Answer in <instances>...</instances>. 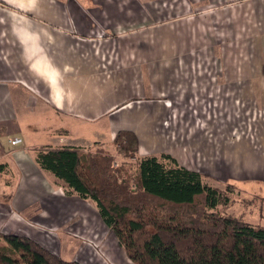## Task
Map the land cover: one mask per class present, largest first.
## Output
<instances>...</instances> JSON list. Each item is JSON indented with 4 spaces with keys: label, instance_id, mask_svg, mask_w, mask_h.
<instances>
[{
    "label": "crops",
    "instance_id": "1",
    "mask_svg": "<svg viewBox=\"0 0 264 264\" xmlns=\"http://www.w3.org/2000/svg\"><path fill=\"white\" fill-rule=\"evenodd\" d=\"M98 1L88 9L70 0H0V234L37 242L39 222L78 237L88 233L81 222L93 237L109 232L95 204L67 195L35 158L48 147L114 155L121 131L135 135L139 158L168 155L199 174L264 181V0H136L138 15L130 2ZM201 51L212 64L210 97L220 101L205 109L167 100L196 73L188 68ZM232 86L254 114L234 128ZM198 88H187L189 99ZM13 136L20 145L8 144ZM142 149L160 154L141 157ZM25 224L32 229L23 233Z\"/></svg>",
    "mask_w": 264,
    "mask_h": 264
},
{
    "label": "trees",
    "instance_id": "2",
    "mask_svg": "<svg viewBox=\"0 0 264 264\" xmlns=\"http://www.w3.org/2000/svg\"><path fill=\"white\" fill-rule=\"evenodd\" d=\"M113 146L123 159L117 167L102 148H41L35 159L67 195L95 204L130 263L264 264V227L225 214L234 186L211 187L168 155L136 159L138 141L128 131ZM0 264L79 263L28 237L0 234Z\"/></svg>",
    "mask_w": 264,
    "mask_h": 264
},
{
    "label": "rangeland",
    "instance_id": "3",
    "mask_svg": "<svg viewBox=\"0 0 264 264\" xmlns=\"http://www.w3.org/2000/svg\"><path fill=\"white\" fill-rule=\"evenodd\" d=\"M73 2H78L86 4L88 9H93L95 7H99L100 3L98 0H70ZM136 0H123V2L126 3V5L130 4L129 12H132L133 14L138 15L140 13L141 8L138 7ZM141 1V0H139ZM169 1V3L172 2V0H165ZM74 3V4H75ZM97 3V5H95ZM159 8L160 4L157 2L153 3L150 6L151 8ZM144 15V14H143ZM74 16V15H73ZM72 16V17H73ZM148 18V17H147ZM90 22H95L94 20H90ZM199 55H202L201 62L199 64H194V69L189 67L188 69L190 71L195 70L196 67V73H191L189 75L188 84H185L182 88V86L179 84V88H175L173 91L174 94L168 95L167 100H171L172 102H177V104H184L187 102H193L196 104H201V107L205 108L212 103V101L215 99V101H220L219 96L214 95L211 99V94H209L211 90V86L208 83V76L212 74V64L211 62H208V52L201 51ZM191 84H196L198 86L199 91L198 94H195L193 96V99H189V94H186V91H188L187 88H190ZM197 89V87H196ZM182 90V91H181ZM185 91V94H182V92ZM232 106H231V119L233 123V128L236 125L241 124L242 122L246 121L248 118L251 119V114L253 110L251 109L252 105L250 103V100L245 95H241L236 91V88L232 86ZM210 97V98H209ZM223 97V96H222ZM220 97V98H222ZM157 102H165V99H159L156 100ZM152 101V102H156ZM142 106V105H141ZM222 104L219 108V115L222 112ZM180 108V107H178ZM175 109V113L181 115L186 114V111H183L181 109ZM228 110V112H229ZM196 113V111L194 112ZM199 116H202L201 118H204L207 115V111L200 110L198 111ZM254 115V114H252ZM221 120V119H219ZM222 121V120H221ZM151 145V144H149ZM154 149H158V144H152ZM155 152V153H154ZM159 150H147L143 151L141 150V157L154 153L155 155H159ZM114 156H117L114 154ZM136 159H139V157L136 156ZM136 159L131 160L129 159V163H134ZM123 162V159L119 157H115V162L113 163V166L117 167L120 165V163ZM204 177V180L207 182V185L211 187H215L222 189L223 187H226L227 185H232L235 188V192L231 195V204L229 208L225 211L226 215L235 217L237 219H241V221H245L246 223L252 225V226H262L264 227V181L256 180V179H245L244 176H239L238 178H230L229 175H223V174H214L213 176H207L205 174H201ZM63 195H65V192H63ZM66 196V195H65ZM56 211V209H53L52 212ZM82 213V211H75ZM52 215V216H56ZM51 216V217H52ZM57 216L55 217V219ZM80 218V217H77ZM54 219V220H55ZM53 220V217H52ZM84 220V219H83ZM48 225L46 222H39V225L37 227H41L42 229H39L35 234H33L34 238L37 239V242L45 249H47L49 252L53 253L54 255L60 257L61 259L65 261H76L79 264H130L126 260L124 256V252L121 251L122 249L117 245V240L115 239L114 235L109 231L103 229L104 231L99 235L98 237H93L91 234V230L84 227L85 225L82 224L81 230L86 229L88 233H84L83 231L82 237L80 234L77 233L70 236V233H62V232H52L50 229L47 228ZM28 229H32L30 225L25 224L24 229H22L26 233ZM45 230L42 231V230ZM39 234V236H38ZM54 234V236L52 235ZM64 234L69 236H64ZM90 234L92 236H90ZM78 235V236H77ZM18 236H24L18 235ZM26 237V236H25ZM101 239H98L100 238ZM97 238V239H93Z\"/></svg>",
    "mask_w": 264,
    "mask_h": 264
},
{
    "label": "built area",
    "instance_id": "4",
    "mask_svg": "<svg viewBox=\"0 0 264 264\" xmlns=\"http://www.w3.org/2000/svg\"><path fill=\"white\" fill-rule=\"evenodd\" d=\"M8 141H9L8 144H10L11 146L20 145L21 144L20 142H22L21 138L18 136L10 137Z\"/></svg>",
    "mask_w": 264,
    "mask_h": 264
}]
</instances>
